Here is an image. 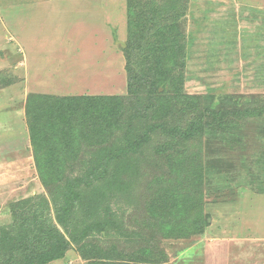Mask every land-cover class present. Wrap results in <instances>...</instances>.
<instances>
[{
  "label": "rangeland",
  "instance_id": "rangeland-1",
  "mask_svg": "<svg viewBox=\"0 0 264 264\" xmlns=\"http://www.w3.org/2000/svg\"><path fill=\"white\" fill-rule=\"evenodd\" d=\"M160 30L172 40L169 51L158 42ZM142 33L141 51L129 50ZM179 47L172 70L164 63L172 81L151 92L159 62ZM134 80L138 92L129 90ZM32 96L40 98L31 109L47 147L60 132L54 100H77L73 114L85 124L66 163L70 180L123 147L129 126L135 135L152 124L185 129L198 112L259 108L264 0H0V163L5 154L15 158L1 179L3 237L16 234L20 217L23 227L36 221L67 240L111 218L104 233L71 243L50 264H156L161 256L157 264H264V116L187 142L154 133L139 154L114 163L84 191L65 232L55 219L56 191L43 186L35 167L24 113ZM159 218L169 231L151 243ZM145 245L162 255L144 258ZM13 246L7 238L0 243V264Z\"/></svg>",
  "mask_w": 264,
  "mask_h": 264
},
{
  "label": "trees",
  "instance_id": "trees-1",
  "mask_svg": "<svg viewBox=\"0 0 264 264\" xmlns=\"http://www.w3.org/2000/svg\"><path fill=\"white\" fill-rule=\"evenodd\" d=\"M165 34L167 33L164 32V30H160L159 35L156 37H158L157 39L160 45L165 48V50H168V47L172 44V40H170L171 38L169 36L162 37ZM142 35L144 34L142 33L138 35L141 37H138L137 44L130 43L128 45L129 50L141 51V46L139 45L144 41ZM178 49L179 51L176 52L175 55L169 53V57L163 56L162 60L160 59V70H156V77H162V79L158 78V80L157 78H155L149 83L151 92L156 93L159 86H163L166 81H172V78H168L169 75L165 76L167 70V68H165V64H169V68L170 70H172L171 67L175 65L176 57H179L183 52V48L179 47ZM134 78H136V76H134ZM132 82H134V84L129 85V90L130 88H132V91L138 92L139 88L136 86V80ZM32 97L36 100H32L31 98L28 101V103L25 105L26 109L24 113L26 124L29 130V140L32 143L35 167L43 186L48 190V187L52 186L56 191L54 194L59 206L56 212L55 219L57 224L62 229H64L65 232H67L69 222L75 212L76 205L80 203L84 197V191H89L95 185V183L102 181L109 173V170L114 163L118 162L119 160L125 159L130 155L139 154L141 149L150 142V139L154 133L159 132L166 137L171 138L172 140L187 142L204 132V130L223 131L225 129H231V126L238 120H242L244 118H260L264 116L263 105L259 108L247 110L244 113L238 110L228 109L207 111L205 114H201L200 112H198V117L191 121L185 129H181L179 127H166L163 124H152L147 125L141 135H135L133 133V129L129 126L124 131L125 144L123 145V147H118L115 151L109 152L101 160L98 159L95 163L90 164L84 171L82 177H75L74 179L70 180L65 176V174L67 172V169H69L70 171L72 170V166H68L66 165V163L68 159H71L70 154L72 151H74L72 145H75L74 139L78 138L79 135L75 132L77 129L79 130L80 128H82L85 124V121H83L82 118L77 117V113L73 114V112L76 110V107L73 103L77 102V100H70L65 98H56L54 100L53 103L57 104V114L55 116V119L57 120V125L59 126L60 132L58 131L59 133L54 134V138H52V141H54L56 145L47 147L44 146L43 140L39 141V137L41 136L38 130L41 129L39 127L41 125L40 123H38V121L40 120L32 114L31 109L33 104L39 101L40 98H38L37 96ZM111 99L114 100L118 98L116 97ZM119 106L120 105H118L116 108H118ZM85 108L86 107L83 108L84 114L87 113ZM202 115H204L205 118ZM112 124L113 123H108L106 129L112 128V130L114 131L116 127L115 124ZM53 154L56 155L54 159ZM56 157L57 159L55 161ZM46 178H49V183L46 182ZM29 199L30 198L22 200L21 202H18V204L26 203ZM168 209L170 210V208ZM169 210L166 212L168 213L171 211ZM12 213L13 216H16L14 211H12ZM17 217L19 219L20 215ZM20 221L18 222L19 226H17V230H14L16 234L12 237H8V235H6L8 241L13 242L14 246L13 250H11V255L8 256V259L4 260L3 264H50L55 261L63 260L67 251L69 250L71 243L81 245L91 234H102L110 226L113 225V220L111 218H106L103 221H96L86 225L79 234H70L69 240H67L64 234L60 233L54 227H49L48 225L42 226V224H38V222L36 221H33L31 224H27L25 227H23L25 222H27V218L25 219L23 217H20ZM160 221V218L155 220L158 229L151 230V234L154 236L153 237L150 234L149 238L151 243L152 241L154 243L158 242L156 241V237H158L156 236V232L157 234L160 232L164 234L166 231H169V226L165 223H161ZM22 222L24 223L22 224ZM186 229L189 228L185 226L183 231H185ZM4 233L5 232L0 231V243L6 242V238L3 237ZM35 238L38 239L41 243V246L40 244H36L40 246L39 248H36L38 246L34 247L35 244L33 243V241L35 240ZM24 243H27V245L22 246V244ZM151 251L154 255H162V252L159 248L149 249L145 245V250H143L142 252L143 257H147V255L150 254ZM159 258L160 260L157 259L155 262L151 263L157 264L162 262V256Z\"/></svg>",
  "mask_w": 264,
  "mask_h": 264
},
{
  "label": "crops",
  "instance_id": "crops-1",
  "mask_svg": "<svg viewBox=\"0 0 264 264\" xmlns=\"http://www.w3.org/2000/svg\"><path fill=\"white\" fill-rule=\"evenodd\" d=\"M0 146H2V145H0ZM5 156H6L5 157L6 161L4 159H1V160L5 161V162L4 163H0V186L2 185L1 184L2 176L6 175V173H7V171L5 170L6 166L9 164V162L12 163L13 165H15V163H14L15 158L11 154H7V155L5 154ZM27 162H28V160H27ZM9 188H11V186H9ZM6 190H8V192H9L10 189H6Z\"/></svg>",
  "mask_w": 264,
  "mask_h": 264
}]
</instances>
